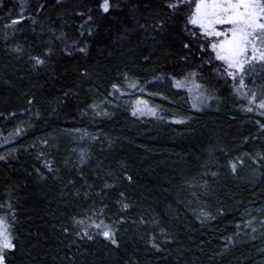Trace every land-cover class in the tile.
I'll return each instance as SVG.
<instances>
[{
	"label": "trees",
	"instance_id": "trees-1",
	"mask_svg": "<svg viewBox=\"0 0 264 264\" xmlns=\"http://www.w3.org/2000/svg\"><path fill=\"white\" fill-rule=\"evenodd\" d=\"M173 2L0 0V216L16 245L5 264H264V240L225 242L262 198L264 180L236 183L226 160L264 145L244 121L264 94L253 103L251 79L211 76L220 65L187 21L192 2ZM188 74L215 103L195 108L177 86ZM139 100L155 114L134 115ZM198 206L214 218L195 220Z\"/></svg>",
	"mask_w": 264,
	"mask_h": 264
},
{
	"label": "snow or ice",
	"instance_id": "snow-or-ice-1",
	"mask_svg": "<svg viewBox=\"0 0 264 264\" xmlns=\"http://www.w3.org/2000/svg\"><path fill=\"white\" fill-rule=\"evenodd\" d=\"M183 6L184 0H176L169 5L177 9ZM101 7L104 12H108L109 0H103ZM187 21L191 25L198 26L199 32L206 38L205 43L200 45L201 49L211 48L216 57L225 63L227 76L235 78L237 73H240L241 87L244 86L243 75L249 70H254L258 61L264 63V0H195L194 7L187 14ZM207 38H211L210 44ZM34 61L35 64L44 63L41 56L34 57ZM209 63L212 61L210 60ZM177 86H180L179 83ZM112 87L115 89L119 85L113 84ZM130 87H136V84L132 83ZM241 94L247 95L244 92ZM257 98L255 93L249 96L253 103ZM259 107L264 109V99L260 100ZM137 112L154 115L155 109L149 108L146 101L139 100L137 107L133 108V114ZM232 167L235 170L236 165L233 163ZM123 207L128 208L129 205L125 203ZM203 214L208 215L206 212ZM74 223L83 225L84 221L77 217ZM92 223L96 230L103 228L101 234L105 238L113 244L118 243L114 229L110 225L96 224L95 221ZM87 230L86 227L85 234ZM80 234V232L76 233L77 236ZM15 246L6 218L0 216V264H5V250L14 249ZM155 246L159 247V245Z\"/></svg>",
	"mask_w": 264,
	"mask_h": 264
},
{
	"label": "rangeland",
	"instance_id": "rangeland-1",
	"mask_svg": "<svg viewBox=\"0 0 264 264\" xmlns=\"http://www.w3.org/2000/svg\"><path fill=\"white\" fill-rule=\"evenodd\" d=\"M184 3H191V7H194L195 0H184ZM201 35L204 38L205 43L206 38L202 33ZM207 42L210 44L211 38H207ZM204 52L207 53V58L212 59V63L213 61L219 62L220 67L218 69L211 70L210 74L213 78H215L217 73H220L221 76L229 78V80H234L237 78V76L235 78L227 76L225 63L216 57L215 52L211 48H205ZM212 63H209V61L207 62L208 65H211ZM200 71L201 73H206L205 70L200 69ZM238 74L240 73H237V75ZM238 78H241L240 75ZM245 78L251 79L253 82L254 88H252V93H255L259 96L264 94V63L258 61L254 70H249L243 75V79ZM178 83L179 85L184 84L186 86V90L191 94L195 108L198 110H202L211 106L217 100L209 89L210 85L201 81L198 82L194 77H192V75L188 74L185 76V78H183V80L177 82V85ZM261 99H264V96H262ZM259 103L260 101H256V104H252L255 106L252 109V107L249 106L251 104L246 101V110L249 111L252 109V112L256 111V115H248L245 116L244 119V121H252L257 128V132L264 130V127H262L264 124H260L259 119L257 118V115L264 116V109L259 107ZM262 148H264V145L258 146L252 151L241 150L238 154L234 155L235 157L227 158V171L231 175H235L233 178H235L236 183L249 186L251 190H254L260 181L264 180V149ZM233 163L236 165L235 170H233L232 167ZM261 197V200H258V202L254 205L244 206L241 208L238 213L239 221L234 227V234L230 238L226 239V243L230 245L251 242L259 244L260 241L264 240V188L261 191ZM192 212L195 220L201 219L202 221H206L212 220L214 218L213 214L209 210L203 207L200 208V206H198L196 210L193 209ZM204 212L208 213V215L205 216L203 214ZM99 231L100 230H98V232Z\"/></svg>",
	"mask_w": 264,
	"mask_h": 264
}]
</instances>
